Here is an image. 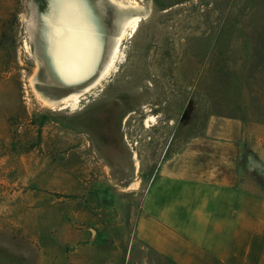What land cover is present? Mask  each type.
<instances>
[{"label":"rangeland","instance_id":"obj_1","mask_svg":"<svg viewBox=\"0 0 264 264\" xmlns=\"http://www.w3.org/2000/svg\"><path fill=\"white\" fill-rule=\"evenodd\" d=\"M218 164L264 192V0H0V264H176L137 236L147 191Z\"/></svg>","mask_w":264,"mask_h":264},{"label":"crops","instance_id":"obj_2","mask_svg":"<svg viewBox=\"0 0 264 264\" xmlns=\"http://www.w3.org/2000/svg\"><path fill=\"white\" fill-rule=\"evenodd\" d=\"M200 171L155 178L138 238L176 264H264V192L222 164Z\"/></svg>","mask_w":264,"mask_h":264},{"label":"bare ground","instance_id":"obj_3","mask_svg":"<svg viewBox=\"0 0 264 264\" xmlns=\"http://www.w3.org/2000/svg\"><path fill=\"white\" fill-rule=\"evenodd\" d=\"M112 2H116V0H111ZM81 10V9H80ZM77 10V9H73V8H65V7H60L58 9V15H57V20L61 21L62 23V27H63V35L61 36V38H59L57 41H55V45L56 48L59 52H62V63L64 65L61 66L59 72L61 74H63L64 77H67L68 75H70V72L68 71L69 68H73L71 67V64L74 62V60H80L81 59V55L83 54L85 48L83 49V52H74L76 49L79 50V46L81 45L82 40H80L77 37V32H82L83 29H81V26L83 25L80 22H84L83 20V13L82 10ZM135 16V19L133 20V22L131 23V31L129 33V36H132L138 26H139V22H140V17ZM73 18H77V25L75 26H71V19ZM85 27V24L83 25ZM85 29V28H84ZM42 30H44V34H40L41 39H43L44 41L46 40H50V36L47 33V28L46 26L42 27ZM39 33V32H38ZM124 35V34H123ZM123 38L121 37L116 45L115 51L110 59V61L108 62V64L106 65L105 69L101 72L99 78L97 81H100L104 78H106V76H108L109 74H111L110 72L112 70H115L117 68V64L122 62V57L120 56V54H118L119 51V46L121 43V40ZM77 46V47H76ZM72 48L73 51H69ZM76 48V49H75ZM82 48V47H80ZM67 49L69 51V53H67ZM75 49V50H74ZM61 54V53H60ZM75 56V57H74ZM80 70V68H79ZM79 71H77L76 73H78ZM113 72V71H112ZM80 93V92H79ZM79 93L76 94H72L71 96H67L64 101L66 102L67 106H69V108H71L72 110H76L82 107V97L83 95H80ZM102 164V163H101Z\"/></svg>","mask_w":264,"mask_h":264}]
</instances>
